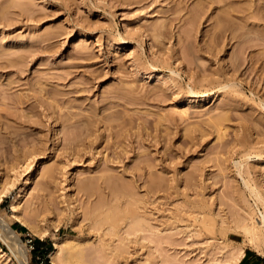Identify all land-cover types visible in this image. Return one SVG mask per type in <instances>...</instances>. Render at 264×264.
<instances>
[{
    "label": "rangeland",
    "instance_id": "374dc122",
    "mask_svg": "<svg viewBox=\"0 0 264 264\" xmlns=\"http://www.w3.org/2000/svg\"><path fill=\"white\" fill-rule=\"evenodd\" d=\"M259 210L264 0H0V219L29 264H239Z\"/></svg>",
    "mask_w": 264,
    "mask_h": 264
},
{
    "label": "bare ground",
    "instance_id": "6f19581e",
    "mask_svg": "<svg viewBox=\"0 0 264 264\" xmlns=\"http://www.w3.org/2000/svg\"><path fill=\"white\" fill-rule=\"evenodd\" d=\"M29 181L27 180V185L29 184ZM113 184H114V182H113ZM86 187H88V186H86ZM22 196L23 195L20 194V196L18 198H16V202H18L20 200V198H22ZM257 198H258V200H260V196L257 195ZM14 207H15L14 208V210H15L16 206H14ZM258 212H259L258 218H260L259 222H257L256 219L252 218V216L250 214H248L249 217H244V219H242V222L240 223V227L242 228L241 230H243V232L245 234V237L248 239V243L252 247H254L257 250H259L262 254H264V211L259 210ZM135 214H136V212H135ZM107 218H109V217H107ZM15 219L17 221H20L24 226L29 227L31 231L38 232L33 227L28 225V223H27L28 221H26V220H24V219H22L20 217H18V218L15 217ZM135 221H136V219H135ZM137 224H139V223H137ZM139 226H141V225H139ZM0 233H1V236L3 237V240L13 249V251L15 252L17 258L20 260L21 264H29L28 253L25 250L26 246L24 245L25 247H23V244H22V242L20 241V238H19V234L14 230V228L11 226V224L8 221H6L4 218L0 219ZM59 248H61V247L58 244H56L55 245V250L51 251V257L53 258V261H55L56 258L59 257V256L57 257V250H59ZM80 252H81V250L79 252L78 251H70L69 252V256H68L67 259H69V260H74V259L78 260V259H80L82 257L81 255H83ZM244 252H245V249H243V248L240 251H238L237 256H236L238 262L240 261V259L244 255ZM67 253H68V251H67ZM83 253H85V252H83ZM66 255H68V254H65V256ZM84 256L85 255H83V257ZM232 258H233V256H232ZM66 261H68V260H66ZM83 261H81V262H83ZM70 262H72V261H70ZM70 262H68V263H70ZM75 262H78V261H75Z\"/></svg>",
    "mask_w": 264,
    "mask_h": 264
},
{
    "label": "crops",
    "instance_id": "0c3cea01",
    "mask_svg": "<svg viewBox=\"0 0 264 264\" xmlns=\"http://www.w3.org/2000/svg\"><path fill=\"white\" fill-rule=\"evenodd\" d=\"M239 264H264V258L251 248H245L244 255L238 262Z\"/></svg>",
    "mask_w": 264,
    "mask_h": 264
},
{
    "label": "trees",
    "instance_id": "16d2710c",
    "mask_svg": "<svg viewBox=\"0 0 264 264\" xmlns=\"http://www.w3.org/2000/svg\"><path fill=\"white\" fill-rule=\"evenodd\" d=\"M34 243L37 245V251L40 250L41 246L50 244L48 241H44L41 239L34 240ZM52 250H53V247L50 246V248L44 252V256L46 257V255H48Z\"/></svg>",
    "mask_w": 264,
    "mask_h": 264
},
{
    "label": "built area",
    "instance_id": "2783aa9c",
    "mask_svg": "<svg viewBox=\"0 0 264 264\" xmlns=\"http://www.w3.org/2000/svg\"><path fill=\"white\" fill-rule=\"evenodd\" d=\"M28 243L31 244V248L34 249L33 240H29Z\"/></svg>",
    "mask_w": 264,
    "mask_h": 264
}]
</instances>
